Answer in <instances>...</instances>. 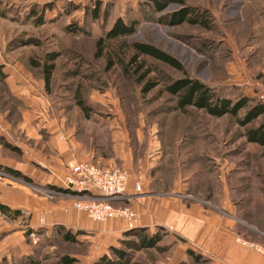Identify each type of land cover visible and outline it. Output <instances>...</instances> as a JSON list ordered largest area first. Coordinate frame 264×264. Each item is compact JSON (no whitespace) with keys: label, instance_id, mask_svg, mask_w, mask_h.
<instances>
[{"label":"rangeland","instance_id":"obj_1","mask_svg":"<svg viewBox=\"0 0 264 264\" xmlns=\"http://www.w3.org/2000/svg\"><path fill=\"white\" fill-rule=\"evenodd\" d=\"M97 1L104 4L98 20L91 14L93 4ZM142 1L0 0V57L9 64L18 62L17 66L23 76L30 77L31 72L39 80L42 79L41 73H35L27 67L29 58L43 61L51 53L60 55L50 92H46L45 88L40 89V99L31 97L32 100L27 103L16 95L8 82H2L5 66H0V107L3 112L9 110L12 113L10 122L17 127L24 120V116H21L23 110L31 113L27 121L32 124L41 121L45 111L50 115L52 111L58 112L61 108L69 111V122L75 123L80 118V112L73 101L75 89H83L82 94L92 108L95 122L99 125L104 121L112 122L116 126L115 122L121 119L127 125L129 144L136 158L153 154L149 152V146L154 147V137L159 131L163 143L169 139L171 143L174 141L169 147L162 143V147L165 153L171 151L168 152L167 162L174 158L178 162V166L172 165L177 168L176 181L186 184L184 190L181 185L177 186L178 195L193 197L187 194L195 190L192 174L200 169L206 170L209 166L213 173L210 177L213 178L204 179L215 181V190L220 194L216 203L213 201L211 204L221 207L226 198L227 204L230 203L228 209L231 211L234 205L236 215L245 221H242L244 226L250 223L256 231L257 223L264 224V148L246 144L242 137L245 129L238 125L235 117L229 115L233 114L234 104L245 97L252 100L251 106H256V109L249 108L239 113L242 123L250 122L257 114V121L251 127L264 120V104L258 102L257 96L258 90L264 85V16L260 17L264 13V0H188V6L200 11L206 9L213 16L215 26L212 30L190 25L164 27L155 21L156 15L144 13ZM176 8L171 6L167 12L171 13ZM119 18L126 23L137 21L135 36L106 43L108 48L102 57L97 58V42L104 38ZM123 41L129 44L150 43L169 53L185 67L192 79L212 88L217 100L215 103L201 102L191 110L190 116L175 112V100L166 94L165 88L172 80L181 79L182 75L151 59L146 60V68L152 70L148 78L158 82V87L143 94L142 86L136 82L137 76L131 74L125 77L117 64L109 70L112 51L118 49ZM113 57L115 61L124 59L122 56ZM75 71H79V77L71 78ZM248 78L252 81L249 82ZM32 83L40 88L34 78ZM183 124H189L191 129L202 126L203 133L210 137L206 143L214 142L213 148L217 147L218 150L213 152L204 148L207 146L194 142L189 148L194 151L192 158L186 156L188 144L179 133L183 131ZM93 125L95 127L97 124ZM107 127L110 128L109 125ZM44 131L47 133V130H41L40 133L45 135ZM138 134L142 142L138 140ZM14 137L17 145L10 144L19 152L4 149L2 157L13 159L17 164L26 163L39 174L46 172L38 165L41 161V145L37 136L29 138L26 132L20 130ZM0 139L9 143L5 138ZM148 140L152 142L150 145ZM202 155H209L210 162L200 160ZM188 159H192L189 162L190 170ZM112 166L124 168L122 163H114ZM136 167L140 169L138 164ZM8 176H0V205H14L11 197H15L17 203L26 200L29 204L28 209L22 210V220L16 223L8 220L11 216L7 220L0 218V264H64L65 257L73 260L71 264H99L104 256L115 260L109 251L113 238H107L100 232L89 231L91 233L77 235L76 230L66 226L76 235V241L72 243L59 240L53 231L50 233L39 224L32 226V216L37 218L40 213L38 209L35 210L40 200L45 199L61 206L65 198L45 195L37 185H19L17 183L23 181L11 180ZM54 183L62 184L58 181ZM147 187L144 178V190H148ZM258 195L261 196L256 203L255 197ZM197 196V199L203 200L205 194L199 193ZM26 202L22 205H26ZM90 221L98 227L113 222L122 223L121 220L108 223ZM28 229L36 231V239L24 235ZM150 232L160 235L165 233L163 242L156 249L128 250L116 243L117 247L129 255L124 264H197L186 255L184 248L168 231L153 229ZM121 238L125 239L124 234ZM254 238L249 236L251 240ZM205 264L214 262L211 260Z\"/></svg>","mask_w":264,"mask_h":264},{"label":"crops","instance_id":"obj_2","mask_svg":"<svg viewBox=\"0 0 264 264\" xmlns=\"http://www.w3.org/2000/svg\"><path fill=\"white\" fill-rule=\"evenodd\" d=\"M17 64H9L2 56L0 57V66H5V83L8 82L12 90H15L16 95L23 99L25 103L31 101V97L40 99L38 96L41 95L38 90H44V80L41 78L39 80L35 79L29 71L30 77L23 76ZM33 78L39 83L40 88L34 86L32 83ZM248 80L249 82L252 81L250 78ZM35 103L37 102L35 101ZM2 109L0 107V137L5 138L9 144L17 145L14 134L20 130L26 132L29 138L37 136V141L41 145L39 150L41 161L38 165L46 172H40L41 174H39L38 171L26 163L20 162L17 164L13 159L2 157L6 148L1 145L0 166L22 173L30 178L33 185H37L39 189L64 190V180L71 174L77 163L90 162L103 167L112 166L114 163H122L131 177L129 194L134 195L133 183L139 175L145 178V184L148 186V190H144L141 195H134L130 201L123 203V205L126 204L125 206L131 207L136 212L138 227L149 231L163 228L175 237L176 241L184 248L185 253L191 249L210 258L214 264H263L261 256L250 248L243 246L238 242V239L260 243L264 242V233L257 227L254 231L250 223L245 227L243 224L245 221L236 215L235 206L233 205L231 211L228 209L230 203L227 204L226 198L221 207H218L197 198L180 196L176 188L180 185L183 188L186 184L176 180L169 191L157 188L155 184L152 187V172L162 164L164 157L163 137L160 131L154 137V147L149 146V152L153 154L151 156L145 154L138 159L133 154L129 144L130 138L128 137L127 125L123 124L121 119L120 122H115L116 126L112 122H105L104 119H102L104 122L100 123L102 125H99L95 122L93 114L91 120H87L79 111V121L70 123L69 111L61 108L58 112L52 111L53 114L50 113V115H48V111L40 112V114L43 113V118L41 121H34L32 124V122L27 121V116H30L31 113L23 110L21 116H24V120L17 127L15 123L10 122L12 113L9 110L3 112ZM93 124L97 125L94 127ZM41 130H47V133L44 131L45 135H42ZM140 142L142 141L140 140ZM148 142V145L152 143L151 140H148ZM29 163L32 165L31 161ZM137 164L139 170L136 169ZM44 173H46V176ZM54 181L62 184L57 185L58 183H54ZM17 184L29 186L24 182ZM23 194L24 197H27L26 193ZM58 197L65 198L61 206L45 199L38 202V207L35 210L38 209L40 213L37 218L34 215L32 216V226H38L40 218L44 217L45 225L42 228L50 233L55 227L69 226L77 232H100L107 238H113L110 247L119 245L121 237L127 231L125 222H113L104 227H98L90 221L91 219L85 213L72 209V199L70 197L56 195V198ZM11 202L14 205L3 203L1 205L12 211H21L22 215L18 218L11 216L8 219L7 215H3L0 210V218L16 223L22 220L24 216L22 210L28 209L27 205L29 203L26 200L23 201L26 202V205L17 203L15 197H11ZM67 208L68 210H66ZM32 228L37 230L35 227ZM246 230L256 235V238L252 239L253 241L249 239V236L252 235H249Z\"/></svg>","mask_w":264,"mask_h":264},{"label":"trees","instance_id":"obj_3","mask_svg":"<svg viewBox=\"0 0 264 264\" xmlns=\"http://www.w3.org/2000/svg\"><path fill=\"white\" fill-rule=\"evenodd\" d=\"M187 1L188 0H143L141 2V7L144 8V13H152L151 15H156L157 17H154L155 21L167 28H176L183 25H190L200 26L205 30H212L215 26L213 16L208 13L206 9L204 11H200L196 8L188 6ZM103 5L104 4L102 3V1H97L93 4L91 14L94 19L98 20L101 18ZM171 6H177V8L175 11L169 13L167 12V10ZM32 15L35 16L36 13H32ZM263 16L264 13L260 15V17ZM137 25V21L135 20L133 22L126 23L122 18L117 19L112 28L105 34L104 38L100 39L97 42V58L102 57L105 53L106 49L108 48L106 43L117 41L120 39H130L134 37L137 31ZM204 46L206 47L205 44ZM112 52L113 56H122V58L124 59L115 61L114 57L112 56V58L109 60V70L117 64L122 68V74L125 77L131 76V74L137 76L136 82L137 84L142 86L141 92L143 94H148L158 87V82L148 78L152 70L146 68L147 59L160 62L179 72L182 75V78L172 80L171 83L165 88V92L175 100V106L173 107L174 111L181 114L182 116H190L191 110L198 106L201 102L207 101L215 103V100H217V95L213 92L212 88L205 85L199 80L192 79L185 67L175 57L161 50L153 44L143 42H134L132 44H129L123 41L122 45H120L118 49H115ZM59 57V54L51 53L43 61H35L29 58V64L27 67L35 73H41V77L45 83L46 92H50L51 90L55 72L57 70L56 62ZM1 68L2 67H0V71ZM79 75V71L73 72L71 76L69 74L71 78H78ZM2 79L4 80L2 82H5L6 76L3 75ZM82 90L83 89L78 88L75 89V96L73 98V101L81 114H83V116L87 120H91L92 108L88 105L86 98L82 94ZM251 102V99L243 97L241 100L237 101L234 104L232 109L233 114H230L229 116L235 117L238 125L245 129L242 137L245 139L246 144L264 148V120L262 122H259L256 126L251 127L252 123H254V121H257L259 114H257L250 122L247 123H242L240 117L238 116L239 113L245 112L249 108L250 110L256 109V106H251ZM249 112L251 113V111ZM185 125L186 124L182 125L183 131L179 133H181V135L183 136V141H186V143L188 144V148L185 149L186 156L192 158L191 156L194 154V151H190L189 148H191V144L194 142L202 146H207L204 148L211 149L213 152L218 150L217 147L213 148L214 142L210 141V143H206L207 141H209L210 137H207L206 134L203 133L204 128L202 126L198 125V127L194 128V130L191 129L192 126H190L189 124L186 125L187 127ZM172 142L174 143V141ZM173 143H171V139H169V141H166V143H163V145L165 144L167 145V147H169ZM0 145L13 152H19L17 148L13 147L9 143H6L5 141L3 142L1 139ZM168 152L171 153L170 150ZM168 152H164L162 164L155 168L152 172V187L155 184L157 188H161L165 191L170 190L173 182L177 180L176 177L178 173L177 168L172 166L173 164H176L178 166L177 160H175V158L174 160L168 159L169 161L167 162V157L169 155ZM190 160L192 161V159H188L187 161L188 170L191 169ZM200 160H202L203 162L208 160L210 162L211 159L209 155H202ZM200 160H198V163ZM206 168V170L200 169L192 174V179L195 181V190L194 192L191 191V193L188 191L187 194L192 195L194 198H196L198 197L197 195L199 193H204L205 197L203 201L209 203H213L214 201L216 203V200H218L220 194H218V192L215 190V181L208 182V180L204 179L205 177L208 178L211 176V174H213L211 167L208 166ZM0 171H3L5 174L13 177L14 179L23 181L26 184H33V181L30 178L13 169L0 167ZM202 188L204 189L203 192L201 191ZM53 191L59 192L61 194H68V192L64 191L63 189H53ZM259 196L261 195L255 197L256 203H258L259 201ZM262 199L264 200L263 195ZM116 205L120 206V204ZM0 210L1 213L5 216L7 215V217L13 216V218H18L22 215L21 211H12L11 209L3 205L0 206ZM256 227L264 233V224L257 223ZM159 230L165 232V229L163 228H159ZM246 231L249 233V235L256 237V235H254L250 231ZM32 232V230H27V232L25 233L27 238L30 237V234ZM53 232L59 238V240L61 239L64 242L73 243L76 241V235L73 234L70 229H66V227L64 226L55 227L53 229ZM76 234L82 235L84 233L78 231ZM124 236L125 239H121L119 241V244L122 245L125 249L127 248L128 250L145 251L156 249L157 246L163 242L165 233H163V235H160L159 233L152 234L148 229L138 227L133 230H127L124 233ZM181 242L183 241L181 240ZM109 251L115 258V260H113L109 256H104L99 261V264H124L128 260L129 255L126 253V251H124V249H120L119 247H111ZM186 255L197 264H205L211 262V260L206 256H203L191 249L186 251ZM116 259L118 261H116ZM72 261L73 260L68 257H65L63 259L64 264H71ZM179 264H188V262H182Z\"/></svg>","mask_w":264,"mask_h":264},{"label":"built area","instance_id":"obj_4","mask_svg":"<svg viewBox=\"0 0 264 264\" xmlns=\"http://www.w3.org/2000/svg\"><path fill=\"white\" fill-rule=\"evenodd\" d=\"M258 102L264 104V85L258 90ZM0 176H7L0 171ZM9 179L15 180L8 176ZM64 191L72 199V209L85 213L92 221L106 223L112 220H121L126 223L127 230L138 228L136 212L123 205L132 199L134 195L144 192V177L139 175L133 183L134 195L129 194L131 177L127 170L117 166L103 167L94 163H77L71 174L64 180ZM49 196L59 195L50 189H40ZM120 204V206L116 205ZM68 210V208L66 209ZM45 225V218L41 217L39 226ZM36 231L30 234V238L36 239ZM243 246L250 248L259 254L264 261V244L238 239Z\"/></svg>","mask_w":264,"mask_h":264}]
</instances>
